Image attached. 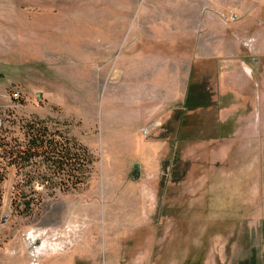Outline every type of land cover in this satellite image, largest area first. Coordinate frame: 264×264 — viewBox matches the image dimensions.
Returning <instances> with one entry per match:
<instances>
[{"label": "rangeland", "instance_id": "obj_1", "mask_svg": "<svg viewBox=\"0 0 264 264\" xmlns=\"http://www.w3.org/2000/svg\"><path fill=\"white\" fill-rule=\"evenodd\" d=\"M43 2L27 3L36 9L12 22L0 17V113L66 124L96 163L82 189L44 196L30 217L17 212L9 170L0 264H264V60H246L256 66L259 105L255 90L242 102L219 97L221 67L210 65L196 80L204 97L190 96L185 110L156 123L150 136L139 134L137 27L177 38L189 29L197 41L203 22L209 33H224L218 17L245 2ZM248 2L258 6L247 22L257 29L264 9L261 0ZM161 137L166 146L151 153L145 141Z\"/></svg>", "mask_w": 264, "mask_h": 264}, {"label": "crops", "instance_id": "obj_2", "mask_svg": "<svg viewBox=\"0 0 264 264\" xmlns=\"http://www.w3.org/2000/svg\"><path fill=\"white\" fill-rule=\"evenodd\" d=\"M237 1L245 2L243 7L237 4L230 5L227 10L224 9L222 16L233 13L239 20L225 22L219 16L218 21L225 31L224 33L215 31L213 34L204 29L206 23L203 22V28L197 30L194 36L197 41L191 38L189 29L186 34L178 36L181 38H177L174 33H157L153 29L144 32L141 26L137 27L144 128L159 122L162 125L170 119L173 111L185 110L190 96L204 97L206 94L202 92L196 80L202 75L201 70H207L212 66L221 67L215 85L219 97L230 93L237 97V101L242 102L244 94L255 90V101L259 105L258 93L261 86L255 78L256 66L250 65L246 60L259 61L258 64L264 60V23L257 29L249 28L247 22L249 18L257 16L258 6L254 5L249 9L248 0H234L235 3ZM38 2L44 3L43 0H0V17L12 22L13 15L29 14L31 8H28L27 3L37 5ZM259 8L261 11L264 9V0H261ZM243 17L244 20H241ZM242 23L247 24L243 25V28L238 27ZM244 27L247 29V35L239 32V29L242 31ZM198 109L200 108H196ZM156 129L151 128L145 134L140 129V138L150 136ZM166 141L161 137L147 144L145 141V146L153 149L151 153L160 154L161 151L155 149L165 147ZM148 161L154 165L152 159ZM158 174L157 171L149 172L148 178L156 180Z\"/></svg>", "mask_w": 264, "mask_h": 264}, {"label": "trees", "instance_id": "obj_3", "mask_svg": "<svg viewBox=\"0 0 264 264\" xmlns=\"http://www.w3.org/2000/svg\"><path fill=\"white\" fill-rule=\"evenodd\" d=\"M183 115L177 111L174 118L185 126ZM95 163L92 151L70 135L66 124L0 113V203L1 187L9 170L14 169V204L21 215L32 216L44 196L52 198L57 192L82 189Z\"/></svg>", "mask_w": 264, "mask_h": 264}, {"label": "built area", "instance_id": "obj_4", "mask_svg": "<svg viewBox=\"0 0 264 264\" xmlns=\"http://www.w3.org/2000/svg\"><path fill=\"white\" fill-rule=\"evenodd\" d=\"M222 19L225 21V22H236V21H238L239 20V18H238V16L236 15V14H233V13H231L230 15H223L222 16ZM158 126V124H156L155 123V125H152L151 127H147V128H145V129H143L142 131H143V133L145 134V133H147V131L149 130V129H154L155 127H157Z\"/></svg>", "mask_w": 264, "mask_h": 264}, {"label": "water", "instance_id": "obj_5", "mask_svg": "<svg viewBox=\"0 0 264 264\" xmlns=\"http://www.w3.org/2000/svg\"><path fill=\"white\" fill-rule=\"evenodd\" d=\"M138 178V177H137Z\"/></svg>", "mask_w": 264, "mask_h": 264}]
</instances>
